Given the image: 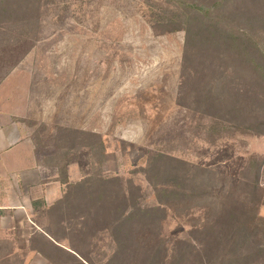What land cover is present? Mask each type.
<instances>
[{"label":"rangeland","instance_id":"obj_1","mask_svg":"<svg viewBox=\"0 0 264 264\" xmlns=\"http://www.w3.org/2000/svg\"><path fill=\"white\" fill-rule=\"evenodd\" d=\"M0 125L61 188L0 264H264V0H0Z\"/></svg>","mask_w":264,"mask_h":264},{"label":"crops","instance_id":"obj_2","mask_svg":"<svg viewBox=\"0 0 264 264\" xmlns=\"http://www.w3.org/2000/svg\"><path fill=\"white\" fill-rule=\"evenodd\" d=\"M46 175L33 139L18 129L0 125V236H5L12 222L16 224L10 230L29 222L33 202L46 195V190H61Z\"/></svg>","mask_w":264,"mask_h":264},{"label":"trees","instance_id":"obj_3","mask_svg":"<svg viewBox=\"0 0 264 264\" xmlns=\"http://www.w3.org/2000/svg\"><path fill=\"white\" fill-rule=\"evenodd\" d=\"M191 7H195V6H193V5H191ZM199 10H201V8H199ZM243 39H249L250 40V38L244 33L243 34ZM251 42H253L252 40H250ZM128 213H127V210H126V213L123 215V217H121V219L119 220V224L117 225V226H120V224L121 223H123L124 221H126L127 220V218H126V215H127ZM122 226H120V228H121ZM69 252V251H68ZM70 253V252H69ZM72 254V253H71Z\"/></svg>","mask_w":264,"mask_h":264}]
</instances>
